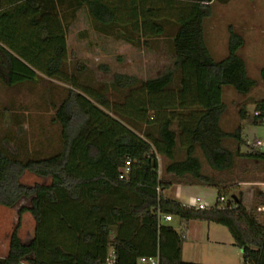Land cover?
<instances>
[{"label": "trees", "instance_id": "1", "mask_svg": "<svg viewBox=\"0 0 264 264\" xmlns=\"http://www.w3.org/2000/svg\"><path fill=\"white\" fill-rule=\"evenodd\" d=\"M231 1L0 0V52L8 86L37 82L39 74L69 86L50 122L59 137L55 152L41 156L16 134L4 138V144L16 143L15 151L0 146V206L29 201L19 209L0 264H105L111 251L117 264L156 256L161 264H199L183 260L185 233L160 222L164 216L180 218L183 225L224 226L243 251L242 264H264V222L258 216L264 193H256L250 209L236 196L228 207L220 201L231 199L226 180L206 175L196 155L201 150L219 173L232 170L235 158L264 162L261 151L242 152V127L229 133L221 126L223 88L249 94L255 87L238 56L244 46L240 34L230 28L229 57L220 62L206 43L204 25L214 5ZM66 9H86L103 30L117 28L133 45L168 39L172 67L148 80L117 74L96 88L85 64L74 63L70 72L66 63ZM257 110L264 111V102ZM242 114L245 119L246 108ZM263 119L254 117V124L264 125ZM228 139L240 144L235 152L224 146ZM181 151L185 158L178 160ZM160 156L170 161L166 176L218 189L216 206L199 209L166 197L171 184L159 171ZM128 161L131 172L121 179ZM25 173L50 183L26 185ZM27 213L36 228L33 239L23 243L19 231Z\"/></svg>", "mask_w": 264, "mask_h": 264}, {"label": "rangeland", "instance_id": "2", "mask_svg": "<svg viewBox=\"0 0 264 264\" xmlns=\"http://www.w3.org/2000/svg\"><path fill=\"white\" fill-rule=\"evenodd\" d=\"M255 4V13L260 12L259 23L264 29V0ZM227 7L216 5L215 12L217 22H223L220 27H213L216 18L210 17L205 21V38L207 46L214 60L223 61L229 57V33L222 27L229 23ZM236 12H239L236 10ZM259 15V14H258ZM68 28V51L66 63L70 72L73 64L80 62L86 65L91 75L95 78V86L99 83L110 84L115 75L134 76L140 80H148L165 74L173 65V55L169 49L168 39H152L146 46L141 41L140 45H133L118 35L117 28L103 30L89 15L86 9L79 12L66 9L62 14ZM219 19V20H218ZM231 22V21H230ZM121 30V29H120ZM123 30V29H122ZM253 28L248 42L238 52L246 64L247 75L255 81V87L249 94L237 92L233 87L223 88V102L225 112L221 119L222 128L229 133L235 132L239 127L243 128L242 152L264 153V146H256L257 141L264 142V125L254 124V113L257 106L264 102V79L261 71L264 69V34L261 42H254L258 33ZM174 33V28H169ZM123 32V31H122ZM260 36H258L260 38ZM0 52V146L15 151L16 143H5L4 138L10 134L18 135L21 144L27 142L29 149L38 151L41 156H47L56 151L59 146L57 127L50 124L54 116L51 112H45L50 107L51 96L57 95V104L66 97L63 89L69 87L63 83L51 80L39 74V79L34 83H24L21 86H8V72L2 61ZM89 82V81H88ZM90 83V82H89ZM246 108L247 117L243 119L242 111ZM177 130V127H174ZM24 141V142H23ZM239 143L233 139L225 141L224 146L235 152ZM197 157L201 160L203 172L218 180H226L231 198L237 196L247 208H252L257 192H262L264 184V162L253 159L235 158L234 167L230 171L219 173L214 171L201 150L197 151ZM185 158V152L181 151L178 160ZM170 161L160 156L158 166L163 178L165 167ZM21 181L26 185L49 184L50 179L42 178L31 173H25ZM200 193L196 194L206 207H215L218 201V189L214 187H200ZM172 191L166 190L165 195L171 196ZM189 200V198H188ZM29 205V201H22L17 207L7 208L0 206V257H6L10 245V237L19 223V209ZM259 219L264 222V214L259 212ZM179 232L185 233L184 257L186 262L199 264H242L243 251L234 246V240L228 229L218 224H211V237H218L223 244L215 247L205 243L194 242L203 229L206 231L208 223L193 221L189 225H183L180 218H173V222L167 223ZM189 227V228H188ZM36 222L30 213L22 217L19 231L23 243H29L35 235ZM216 232V233H215ZM207 235V234H205ZM203 252H201V251ZM204 253V257L198 255Z\"/></svg>", "mask_w": 264, "mask_h": 264}, {"label": "crops", "instance_id": "3", "mask_svg": "<svg viewBox=\"0 0 264 264\" xmlns=\"http://www.w3.org/2000/svg\"><path fill=\"white\" fill-rule=\"evenodd\" d=\"M258 1L259 0H233L226 5H221L222 7H227V9H228L227 15H228V18L230 17V21H231V22L229 21L228 25L225 24L222 28L224 30L228 31V33H229L230 28H233L235 30V32H237L238 34H240L244 38V45L248 42V40H249L248 38L251 37V31L253 30V28L257 29L256 31L258 33V36L264 34V29L261 27L262 25L259 23L260 12L255 13V11H254V9L256 7L255 4L259 3ZM215 8H216V5H214L213 12H212L213 18H216V20L213 23L214 24L213 27H220L223 24V22H221V23L217 22V16L219 18L220 13L215 12ZM236 10L239 12H236ZM258 36L254 40V42L260 43L261 42V36H260V38ZM51 80L53 81L55 79H51ZM55 81H57V80H55ZM58 82H60V81H58ZM57 99H58L57 95L54 94L51 96L52 105H50V107L48 109L46 108L45 112H51L52 114L55 113V110H56L55 107L60 105V104H57V102H58ZM164 180L171 184L170 188H168L167 190L172 191L171 192L172 195L168 197L165 195V193H166V190H165L164 195L166 197L172 198V199H177L183 205L188 206V207L199 208L200 204H202L204 206V208H210V207H206L203 204V202L201 201V199L198 198V196H196V194L200 193L199 189L202 186L188 185L182 179L173 178L171 176L165 177ZM188 198H189V200H188ZM198 200H199V202H198ZM172 222H173V220H172ZM189 227H190V224H189ZM204 229H206V231H204L202 229L200 234L198 236L195 235V237L193 239L195 243L196 242L201 243V245H200L201 248L204 246L205 243H208V244L211 243V245H214L215 247H218V246L223 244V241L221 239H219L218 237H213V238L211 237V234L213 232L211 224H208V226ZM205 234H207V235H205ZM20 238H21V236H20ZM185 243H186V241H185ZM8 252H9V248H8ZM8 252H7V254H8ZM201 252H203V251H201ZM184 253H185V249H184V245H183V257H184ZM198 256L200 258H202V257H204V253H201Z\"/></svg>", "mask_w": 264, "mask_h": 264}, {"label": "built area", "instance_id": "4", "mask_svg": "<svg viewBox=\"0 0 264 264\" xmlns=\"http://www.w3.org/2000/svg\"><path fill=\"white\" fill-rule=\"evenodd\" d=\"M264 115V111L262 110H256L254 113V117H261ZM264 121V119H263ZM256 146L261 148L264 146V142L263 141H257L256 142ZM131 172V162L128 161L125 165V167L121 170V179H125ZM262 186V193H264V184L261 185ZM220 201L224 204H227L229 200H227L226 197H221ZM199 202V200H198ZM199 209H205L204 206L202 204H200ZM260 213L264 214V207L259 209ZM173 218L171 216H164L160 219V222H167L170 223L172 222ZM105 264H117V258H116V253L115 251H111ZM138 264H161L160 258L159 256L156 257H150V258H141L138 262Z\"/></svg>", "mask_w": 264, "mask_h": 264}, {"label": "water", "instance_id": "5", "mask_svg": "<svg viewBox=\"0 0 264 264\" xmlns=\"http://www.w3.org/2000/svg\"><path fill=\"white\" fill-rule=\"evenodd\" d=\"M235 199H236L235 196H233V197L228 201L227 206L230 207V206H231V202H232L233 200H235Z\"/></svg>", "mask_w": 264, "mask_h": 264}]
</instances>
